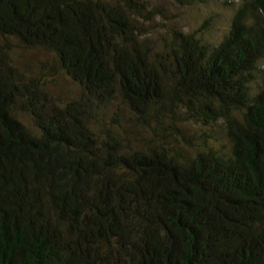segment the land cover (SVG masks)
I'll use <instances>...</instances> for the list:
<instances>
[{
  "label": "trees",
  "instance_id": "trees-1",
  "mask_svg": "<svg viewBox=\"0 0 264 264\" xmlns=\"http://www.w3.org/2000/svg\"><path fill=\"white\" fill-rule=\"evenodd\" d=\"M221 1L212 41L153 0H0V264H264V0Z\"/></svg>",
  "mask_w": 264,
  "mask_h": 264
},
{
  "label": "rangeland",
  "instance_id": "rangeland-1",
  "mask_svg": "<svg viewBox=\"0 0 264 264\" xmlns=\"http://www.w3.org/2000/svg\"><path fill=\"white\" fill-rule=\"evenodd\" d=\"M154 5L165 8L169 13L176 15V20L179 27L186 31L192 32L199 29L203 20L206 18H214L212 26L203 29L202 33L206 39L215 41L220 39L224 29L228 25V17L230 9L223 6L221 0H213L207 5L192 6L187 8H178L170 0H153ZM159 22V24H157ZM157 28H161L162 24L166 26V19L157 21ZM11 50L9 55L15 65L22 73L29 77H44L47 80V86L50 91L60 100H72L78 97L79 88L60 73L53 56L41 49H23L15 40L10 42ZM22 121L29 127L32 126L31 120L27 116H20ZM196 128L197 133H201L199 127Z\"/></svg>",
  "mask_w": 264,
  "mask_h": 264
}]
</instances>
